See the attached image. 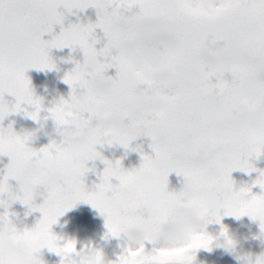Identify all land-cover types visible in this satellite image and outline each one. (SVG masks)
Here are the masks:
<instances>
[{"label": "snow or ice", "instance_id": "snow-or-ice-1", "mask_svg": "<svg viewBox=\"0 0 264 264\" xmlns=\"http://www.w3.org/2000/svg\"><path fill=\"white\" fill-rule=\"evenodd\" d=\"M61 7L68 14L93 7L97 22L64 28L66 14ZM105 13L115 22L106 23ZM56 24L61 25L60 34L47 45L41 44V37ZM97 29L106 39L98 49L103 53L99 67L104 72L115 68L116 75L109 81L95 80L90 95L96 101L117 97L127 117L94 122L84 140L69 146V151L90 148L107 128L115 130L125 149L130 137L147 133L159 137L161 149H177L179 155L172 166L177 174L181 169L206 168L211 177L218 167L225 175L237 169V142L247 140L264 149V0H0V121L4 119L5 67L14 69V95L23 98L25 85L30 84L25 76L29 68L48 69L51 48L79 44L87 56L100 39L85 43L84 37L96 34ZM129 65L138 74L135 80L125 77ZM64 83L70 87V78L65 77ZM221 87L222 94L216 95ZM164 109L167 119L152 128L147 122ZM133 121H144L145 130L137 131L131 126ZM200 138H213L227 146L207 160L190 162L184 153ZM25 155L21 152L18 158ZM11 169L12 162L7 171ZM113 172L105 168L103 176ZM260 187L264 189V183ZM21 190L26 192L24 186ZM68 196L48 206L51 222L78 201L101 208L84 190L82 177ZM2 233L0 223V264H23L12 260L11 250L5 261ZM48 249L59 255L54 241Z\"/></svg>", "mask_w": 264, "mask_h": 264}, {"label": "clouds", "instance_id": "clouds-1", "mask_svg": "<svg viewBox=\"0 0 264 264\" xmlns=\"http://www.w3.org/2000/svg\"><path fill=\"white\" fill-rule=\"evenodd\" d=\"M105 22L114 23L110 13L104 14ZM43 37V36H42ZM41 37L40 43L47 45L50 40ZM95 33H88L84 42L96 40ZM82 50L79 44L71 48ZM83 53V50H82ZM103 53L91 47L83 60L74 61L75 67L65 77L71 80L70 92L67 97L59 96L44 107L41 97L35 95L30 84L25 85L23 98L14 93L17 80L14 69L5 67L3 71V92L16 97V103L9 107L3 96L4 117L9 112H20L22 104L34 106L28 113L37 127L23 134H18L9 125L0 132V154L12 158V169L0 178V223L3 224L2 243L4 258L9 259L12 251L13 261L23 264H46L39 255L41 249L48 248L54 241L59 249L60 264H196L197 253L201 249L211 250L213 247L237 249L240 241L221 223L222 216H232L237 220L250 217L258 221L260 231L255 239L264 248V195H252L250 187L236 188L230 171L227 175L218 167L216 173L209 176L206 168L172 169L178 158L174 147H159L157 135L143 134L150 139V152H142L140 163L131 169L123 168L121 161L110 162L106 168L114 169L113 174L104 177L95 186V190L86 191L101 204L100 213L108 222L103 239L109 241L122 236L140 234L142 242L132 243L120 252L114 260H107L102 247L91 242L79 249L75 240H67L63 245L52 232L51 213L48 206L55 200L70 199L68 193L75 183L86 173L93 171L95 161L101 158V149L113 145H121L115 130L104 129L95 143L83 151H69L68 147L84 140L88 130L96 121L125 119L126 112L120 110L117 97H107L96 101L90 95L91 86L97 79L109 81L112 76L101 70L99 65ZM48 70L56 68L49 58ZM125 77L135 80L138 74L129 65L124 69ZM223 87L216 95L223 92ZM129 100L131 97L128 98ZM168 116L167 109L161 110L154 119L147 122L152 128H158ZM51 125V131L49 127ZM131 126L143 132L144 121H133ZM39 135L48 136V143L40 148L32 147ZM139 137V136H138ZM138 137L128 139V148ZM226 143L213 138H200L184 153L188 161L207 160ZM139 150V149H135ZM21 152L27 153L18 158ZM264 149L250 141L237 142L235 145L236 168L251 173L258 171L251 164L255 155L259 157ZM259 153V155H258ZM92 162L93 167L88 164ZM175 172L181 177L182 188L179 191L169 190V174ZM15 180L26 188L17 194L9 183ZM115 181V182H114ZM264 183V171L259 172L255 184ZM37 196H43V203H35ZM23 204L30 211L45 208L42 216L33 227H17L13 222L8 208L15 201ZM209 225H219L217 232H209ZM69 244L73 246L68 247ZM153 245L151 249L147 245ZM264 264V252L255 264ZM251 264V261L249 262Z\"/></svg>", "mask_w": 264, "mask_h": 264}, {"label": "rangeland", "instance_id": "rangeland-1", "mask_svg": "<svg viewBox=\"0 0 264 264\" xmlns=\"http://www.w3.org/2000/svg\"><path fill=\"white\" fill-rule=\"evenodd\" d=\"M65 12L66 19L63 27L67 28L70 24H82L97 22V10L89 7L83 11L74 9V14H68L66 9H59ZM62 28L60 24L53 26L51 33H45L43 39L52 40L54 36L59 35ZM96 35L100 39V43L96 45L97 49L102 48L106 39L103 36L102 30L97 29ZM51 60L56 64L53 70L29 68L25 72V76L30 80V87L33 89L36 96L41 97L44 107L50 106V102L59 96L67 97L70 92V87L64 83V76L70 72L74 67V61L83 60V53L78 47L75 51L71 48H51L49 50ZM103 59V57L101 58ZM107 75L115 77L116 69L111 68L107 71ZM4 100L8 101L9 107L16 103V97L10 94H4ZM34 110V106L27 103L22 104L20 112H9L7 116L0 121V129L7 128L9 125L14 127L18 134H23L26 131H31L37 127L35 121L28 115ZM51 131V125L49 127ZM146 142L149 138L144 136ZM48 136L39 135L32 143V147L40 148L48 143ZM147 150H145V153ZM105 161V160H104ZM101 161L100 164L95 165L93 171L86 173L84 177V187L86 191L95 190V186L100 183L104 169L107 165ZM11 163V157L0 155V178L6 172L7 167ZM252 166L258 171L247 173L236 169L234 176H239V179L234 184L238 189L241 187H250L252 195H264V189L258 184H255L259 177V172L264 171V152L259 157L253 156L251 159ZM89 168L93 165L89 162ZM236 178V177H235ZM236 181V180H235ZM115 182V181H114ZM9 183L13 186L14 192L22 195L21 185L15 180H10ZM182 188L181 177L175 172L169 174V190L179 191ZM43 196H37L35 203L40 205L43 203ZM4 209L0 208V212ZM8 212L13 222L17 227H33L41 218L40 211H30L26 205L17 200L8 208ZM221 223L225 225L230 233L240 241V246L233 250L225 247H213L211 250L201 249L197 253L196 264H255L264 248L261 247L260 242L255 239V235L260 231L259 222L252 221L250 217H242L237 220L232 216H222ZM209 232H217L219 225H209L207 227ZM106 228V218L100 213L97 208L84 201H78L71 207L64 215L60 216L57 223L52 225V232L58 237V241L63 245L67 240H75L77 248L79 249L84 244L91 242L94 246L102 247L107 260H114L116 256L122 252L126 247L132 243L139 244L142 242L140 234H133L132 236H122L120 238H113L109 241L103 239ZM149 249L153 245H147ZM39 255L43 258L46 264H60V256L48 248L41 249Z\"/></svg>", "mask_w": 264, "mask_h": 264}, {"label": "flooded vegetation", "instance_id": "flooded-vegetation-1", "mask_svg": "<svg viewBox=\"0 0 264 264\" xmlns=\"http://www.w3.org/2000/svg\"><path fill=\"white\" fill-rule=\"evenodd\" d=\"M149 143H150V139L149 142L148 141L146 142L144 136H139L135 141L132 142L129 149H125L121 145H113L109 155H107L106 157H102L101 160L98 161V164H100L101 161L104 160H107L112 163H115L117 160H120L123 168L125 169H131L137 167L140 163L141 153L145 152V150H147V152H150V149L148 148ZM135 149H139V150H135ZM235 173L236 171H233L231 173V177L234 184L239 179V176L238 177L234 176Z\"/></svg>", "mask_w": 264, "mask_h": 264}, {"label": "water", "instance_id": "water-1", "mask_svg": "<svg viewBox=\"0 0 264 264\" xmlns=\"http://www.w3.org/2000/svg\"><path fill=\"white\" fill-rule=\"evenodd\" d=\"M111 147H106L104 149H101L100 151L102 152V156L108 155V153H110ZM101 156V157H102ZM100 158H98L95 163L99 160Z\"/></svg>", "mask_w": 264, "mask_h": 264}]
</instances>
